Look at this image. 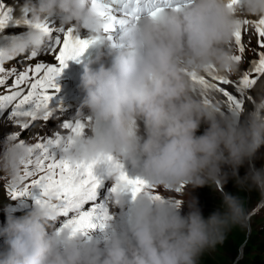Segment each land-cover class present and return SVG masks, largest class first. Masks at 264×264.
Returning a JSON list of instances; mask_svg holds the SVG:
<instances>
[{
  "label": "clouds",
  "instance_id": "obj_1",
  "mask_svg": "<svg viewBox=\"0 0 264 264\" xmlns=\"http://www.w3.org/2000/svg\"><path fill=\"white\" fill-rule=\"evenodd\" d=\"M175 2L179 7L145 6L109 39L111 21L92 0H24L21 17L26 14L28 23L23 32L0 39V63L40 51L49 39L46 21L86 32L93 55L83 64L76 113L86 130L61 143L65 158L96 162L111 179L130 167L149 191L209 185L217 192L215 185L231 179L238 189L264 196V166L255 164L264 148V82L255 89L253 106L237 112L212 102L192 79L213 67L223 74L237 70L234 34L245 16L264 17V0ZM202 124L207 127L197 135ZM30 146L0 141V171L12 188L22 190L24 164L33 159ZM218 194L220 208L205 218L192 195L179 204L145 192L133 199L120 184L110 197L112 218L86 235L58 231L54 198L27 207L5 204L0 264H198L249 219L237 195Z\"/></svg>",
  "mask_w": 264,
  "mask_h": 264
},
{
  "label": "snow or ice",
  "instance_id": "obj_2",
  "mask_svg": "<svg viewBox=\"0 0 264 264\" xmlns=\"http://www.w3.org/2000/svg\"><path fill=\"white\" fill-rule=\"evenodd\" d=\"M232 2L235 3L236 0ZM92 3L101 9V15L111 21L105 28L109 39H113L120 24L133 19V13L147 10L145 6L153 4L171 6L175 3V6L179 7L175 0H92ZM159 10L156 8L150 14L155 15ZM10 12L11 10L5 11L0 6V32L10 24L23 26L28 23L26 14L14 19ZM243 23L248 22L243 21ZM42 27L52 38L46 51L53 56L57 64L37 62L34 66L14 68L9 72L5 64L0 63V89L6 85L9 76L15 77L8 85L6 93L0 94V115L7 112L8 119L13 121L19 116L30 117L33 122L41 118L47 120L57 109L61 111L64 109L58 95L60 92L58 80L69 61L78 62L92 39L83 36L75 27H53L48 21L44 22ZM255 31L261 52L257 59L250 63V67L242 71L237 80L229 79L219 73L215 67L198 77L196 75L192 77L194 83H197L203 91L214 90L221 93L229 110L239 112L244 109L245 100L251 103L256 97L255 89L264 82V17L255 22ZM245 36L246 33L242 28L234 34L237 53L233 54V59L236 63H242L245 58ZM37 56L38 52L33 51L26 59L31 60ZM24 85L26 88L22 87ZM202 98L206 102H211L206 96ZM62 127L68 132L66 136L57 132L42 138L29 148L35 160L29 159L24 164L20 179L24 182L39 173L38 177L32 179L30 183H25L22 190L12 187L6 189L11 198L17 200L21 206L27 207L29 201L33 205L54 198L53 207L57 209L59 217L63 218L59 223L58 231L71 228L73 233L86 235L90 231L102 230L105 221L112 218L109 212L110 197L120 184L127 186V191L133 199L141 192L154 199L165 198L153 191L154 189L149 191L151 186L139 177L132 178L122 171L115 179H111L97 170L96 162H72L65 158L60 151L61 143L75 135H83L86 127L85 122L80 119L66 120ZM21 128L27 131L30 125L24 123ZM19 135L20 132H14L7 138L16 140ZM108 159L113 158L108 157ZM182 188L183 185L175 191L180 192ZM174 202L180 203L179 200Z\"/></svg>",
  "mask_w": 264,
  "mask_h": 264
},
{
  "label": "rangeland",
  "instance_id": "obj_3",
  "mask_svg": "<svg viewBox=\"0 0 264 264\" xmlns=\"http://www.w3.org/2000/svg\"><path fill=\"white\" fill-rule=\"evenodd\" d=\"M250 37L252 43H248V45L252 44L250 48L255 51L257 49L254 47L258 46V36L256 32H252ZM245 67L246 65L243 64L238 65L237 70L232 73L235 79L239 78ZM245 101L244 108H249L247 100ZM212 102L215 101L212 99ZM222 104L226 108V103L222 102ZM19 119L17 120L15 117L14 122L8 119V116H4V118L0 117V139L4 134L15 131L16 126L20 123ZM206 127L207 125L202 124L197 135L203 134ZM257 157L255 164L257 168H260L264 166V148H261L257 153ZM245 171V168H241L239 170L240 175L243 176ZM215 188L217 192L209 185H205L199 189L190 188L187 191L186 197L189 199L191 195L194 196L197 199L202 215L207 218L220 208L222 200L218 193L221 190L235 193L244 201L249 219L243 228L237 226L227 232L222 243L217 244L214 249L208 250L200 256L198 264H264V201L260 207V211L251 215V212L264 200V196H261L260 192L256 190L238 189L231 179L225 185H215ZM153 191L161 193L164 196L172 195V193L163 189H154Z\"/></svg>",
  "mask_w": 264,
  "mask_h": 264
},
{
  "label": "bare ground",
  "instance_id": "obj_4",
  "mask_svg": "<svg viewBox=\"0 0 264 264\" xmlns=\"http://www.w3.org/2000/svg\"><path fill=\"white\" fill-rule=\"evenodd\" d=\"M254 17H255V16H254ZM255 18H256V17H255ZM243 21H247V20H245V19L243 18ZM243 24H244V23H243ZM249 24H250V25H251V24H254V22H249ZM249 43H252L251 37H250V42H249ZM251 45H252V44H251ZM251 45H249V47H250ZM254 48H255V49H258V46L254 47ZM208 92L210 93V95H211L212 99L215 101V103L220 104L221 107L224 108L222 102H225V98L222 96V94H221V93H218V92H216V91H214V90H208ZM255 100H256V97H255L254 100H252L251 103L247 102V103L249 104V108H251V107L253 106V104L255 103ZM245 102H246V101H245ZM246 105H247V104H246ZM247 106H248V105H247Z\"/></svg>",
  "mask_w": 264,
  "mask_h": 264
},
{
  "label": "trees",
  "instance_id": "obj_5",
  "mask_svg": "<svg viewBox=\"0 0 264 264\" xmlns=\"http://www.w3.org/2000/svg\"><path fill=\"white\" fill-rule=\"evenodd\" d=\"M231 193V192H230ZM231 194H233V195H237V194H235V193H231ZM242 196V195H241ZM240 198V197H239ZM241 199V198H240ZM238 264H241V263H238Z\"/></svg>",
  "mask_w": 264,
  "mask_h": 264
}]
</instances>
